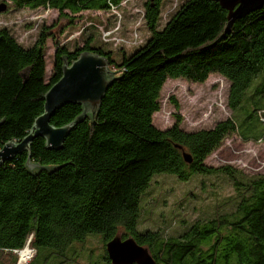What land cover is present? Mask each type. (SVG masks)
Instances as JSON below:
<instances>
[{
  "label": "trees",
  "instance_id": "16d2710c",
  "mask_svg": "<svg viewBox=\"0 0 264 264\" xmlns=\"http://www.w3.org/2000/svg\"><path fill=\"white\" fill-rule=\"evenodd\" d=\"M10 1L19 8L55 9L73 26L86 11L112 14L127 0ZM164 1L144 0L150 35L130 51L103 38L101 23L93 22L81 35L82 47L57 42L49 78L52 28L42 25L29 46L0 28V148L30 132L66 62L91 51L105 56L116 72L99 112L75 124L60 149L37 137L30 150L0 161V264H38L42 252V264H76L72 245L90 234L103 235L108 264L106 243L116 236L133 237L156 264H264V174L206 164L232 134L264 139V7L227 31L228 12L216 1L185 0L163 11ZM212 74L230 83V117L194 131L181 121L166 129L154 124L168 79L204 83ZM82 112L81 105L67 104L50 122L62 127ZM162 175L181 182L223 175L233 194L217 202L211 215L167 235L161 227H142L143 198ZM27 245L34 253L22 261L19 251Z\"/></svg>",
  "mask_w": 264,
  "mask_h": 264
},
{
  "label": "rangeland",
  "instance_id": "374dc122",
  "mask_svg": "<svg viewBox=\"0 0 264 264\" xmlns=\"http://www.w3.org/2000/svg\"><path fill=\"white\" fill-rule=\"evenodd\" d=\"M184 1L165 0L163 11L176 10ZM2 3L8 6L6 11L0 12V28L10 29L23 45L29 46L36 40L42 25L52 28V36L47 40L46 47L47 78L54 65L57 42L61 45L77 41L79 47H82L81 35L92 26V22L101 23L102 26L97 30L102 33L103 38L106 37L116 47L124 45L129 51L150 35L144 20V0H127L120 10L112 14L86 11L73 26L61 19L55 9L19 8L10 0H0V4ZM115 15L117 21H114ZM119 55L114 54L117 58ZM229 87V81L219 74H212L204 83L168 79L162 89L161 109L154 115V124L166 129L176 121H181L182 128L188 131L211 128L216 122L231 116L228 105ZM206 164L213 168L230 166L246 176L263 175L264 139L246 141L238 134H232L207 158ZM190 191H194L195 195H190ZM232 194L231 183L223 175L195 176L187 182L171 176H157L143 198L145 208L142 227L158 230L161 227L167 235L177 234L186 223L211 215L214 205ZM184 216L187 217L182 222ZM84 243L72 245L75 250L72 255L76 253L75 258L77 257L76 264H108L104 260L102 234H90ZM23 250L26 253L24 257L21 253L22 260L31 253L30 258L34 253L30 246ZM43 257L44 252L38 264H42Z\"/></svg>",
  "mask_w": 264,
  "mask_h": 264
},
{
  "label": "water",
  "instance_id": "95a60500",
  "mask_svg": "<svg viewBox=\"0 0 264 264\" xmlns=\"http://www.w3.org/2000/svg\"><path fill=\"white\" fill-rule=\"evenodd\" d=\"M225 9L229 31L238 19L250 12L262 9L264 0H211ZM7 9L0 4V12ZM116 72L109 67L105 56L91 51L82 52L77 59L66 62L62 68L61 78L51 86L44 96V111L39 115L30 132L21 141H9L0 148V161L12 159L16 154L30 150V145L37 137L46 142L49 149H60L72 127L87 116L96 115L102 99L115 79ZM67 104H79L83 112L73 122L57 127L51 124L53 114ZM186 162H192L191 155L184 151ZM108 257L112 264H156L149 250L138 244L133 237L123 239L116 236L106 243Z\"/></svg>",
  "mask_w": 264,
  "mask_h": 264
},
{
  "label": "bare ground",
  "instance_id": "6f19581e",
  "mask_svg": "<svg viewBox=\"0 0 264 264\" xmlns=\"http://www.w3.org/2000/svg\"><path fill=\"white\" fill-rule=\"evenodd\" d=\"M27 247H29V246L27 245ZM19 252H20V259L22 260V258H21V253H23V254H22V257H24V256H25V253H26V251L22 249V250H21V251H19ZM30 254H31V253H30ZM30 254H29V255H30ZM29 255H28V256H27V257H26L24 260H22V261H25V260H27V258H29Z\"/></svg>",
  "mask_w": 264,
  "mask_h": 264
},
{
  "label": "built area",
  "instance_id": "2783aa9c",
  "mask_svg": "<svg viewBox=\"0 0 264 264\" xmlns=\"http://www.w3.org/2000/svg\"><path fill=\"white\" fill-rule=\"evenodd\" d=\"M104 38H106V37H104ZM26 261V260H25Z\"/></svg>",
  "mask_w": 264,
  "mask_h": 264
}]
</instances>
